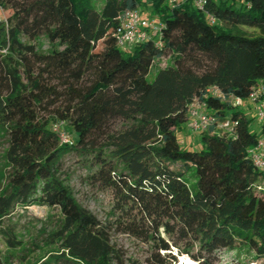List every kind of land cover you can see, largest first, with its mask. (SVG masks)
<instances>
[{
    "label": "trees",
    "instance_id": "trees-1",
    "mask_svg": "<svg viewBox=\"0 0 264 264\" xmlns=\"http://www.w3.org/2000/svg\"><path fill=\"white\" fill-rule=\"evenodd\" d=\"M141 8L163 23L161 36L123 51L114 36L119 16ZM0 9L11 12L0 19V133L8 138L0 225L17 208L58 209L50 235L58 247L40 264H125L108 228L66 183L69 153L89 181L112 192L120 231L148 248L150 264H219L240 244L264 264V170L249 155L264 125L252 132L254 119L233 102L250 104L257 87L264 100V0H209L215 24L191 3L172 9L167 0H104L101 10L89 0H0ZM167 54L174 65L149 82ZM196 103L216 123L198 133L201 149L185 150L177 132L190 127ZM55 121L74 128L72 145L50 128ZM225 121L236 124L232 131L220 127ZM2 233L10 249L22 246L15 232Z\"/></svg>",
    "mask_w": 264,
    "mask_h": 264
},
{
    "label": "rangeland",
    "instance_id": "rangeland-1",
    "mask_svg": "<svg viewBox=\"0 0 264 264\" xmlns=\"http://www.w3.org/2000/svg\"><path fill=\"white\" fill-rule=\"evenodd\" d=\"M97 10H101L104 6V0H89ZM146 8H141L143 11ZM143 13H146L143 11ZM11 15L10 11L0 9V19L7 20ZM148 17L159 18L152 14H147ZM242 30L248 36H256L259 31L248 27H243ZM41 52H49L51 46L45 38L37 41ZM122 50V49H121ZM123 51H125L123 49ZM104 46L100 44L94 55L98 58L104 54ZM174 65V56L167 54L155 61L147 75V80L153 82L159 72V69H165ZM240 110L243 111L249 119H254L251 123V131L258 134L261 129V124L256 119L255 105L244 103ZM50 128L55 131L60 130L63 134L71 138L77 139V133L69 123L51 122ZM178 140L181 147L185 150H199L202 148L200 135L192 131L189 125L183 127L182 131L177 132ZM8 138L6 134L0 133V187L5 184V175L8 170L5 169L4 153L8 146ZM64 172L66 183L72 189L77 201L94 216L99 222L110 231L111 241L115 248L124 254L125 264H150L148 262V248L141 242L123 234L116 222V217L112 213L113 195L110 190L103 189L99 185L94 184L88 179V171L83 166L81 158L75 153H69L63 158ZM175 170L185 171L183 165H174ZM186 178L189 183L194 186L197 182L195 171L191 170L187 173ZM258 185L261 187V194L264 195V181H260ZM61 216L58 209H48L46 207H29L26 210L17 208L14 213L4 220L3 226L0 225V256L7 261V264H40V262L56 251V245L51 243L50 236L53 231L58 228ZM13 231L22 241V246L13 250L10 249L3 237V231ZM219 264H260L258 260L246 244H240L236 249L224 251L219 256ZM183 258L179 259L182 263ZM184 260V259H183ZM186 264H193L189 260H184Z\"/></svg>",
    "mask_w": 264,
    "mask_h": 264
},
{
    "label": "built area",
    "instance_id": "built-area-1",
    "mask_svg": "<svg viewBox=\"0 0 264 264\" xmlns=\"http://www.w3.org/2000/svg\"><path fill=\"white\" fill-rule=\"evenodd\" d=\"M187 2L191 3L197 11L205 14L211 24L216 23V19L207 11L209 0H167L168 6L172 9ZM163 28V23L160 21L157 22L156 19L148 17V15L143 13L141 9L127 10L119 16V25L114 32V36L118 47L122 50L129 51L133 47L150 40L154 34L161 36ZM209 92L212 95L225 100L218 88H211L209 89ZM262 94L263 90L261 87L255 88L249 96L248 102L255 105L256 118L260 124L264 125V100L262 99ZM233 102L235 106L243 105V101L239 98L233 99ZM204 108L205 106L203 104L196 103L193 104L189 110L191 118L190 128L195 133L205 132L216 123L213 117L203 112ZM234 126H236V124L230 121H225L220 124L222 129L229 131H232ZM60 138L62 144L72 145L71 138L65 134L61 133ZM262 152H264V136L256 147L249 150V155L259 170H264Z\"/></svg>",
    "mask_w": 264,
    "mask_h": 264
},
{
    "label": "bare ground",
    "instance_id": "bare-ground-1",
    "mask_svg": "<svg viewBox=\"0 0 264 264\" xmlns=\"http://www.w3.org/2000/svg\"><path fill=\"white\" fill-rule=\"evenodd\" d=\"M181 261H182V263H181V264H186V263H185V261H184L183 259H182Z\"/></svg>",
    "mask_w": 264,
    "mask_h": 264
},
{
    "label": "crops",
    "instance_id": "crops-1",
    "mask_svg": "<svg viewBox=\"0 0 264 264\" xmlns=\"http://www.w3.org/2000/svg\"><path fill=\"white\" fill-rule=\"evenodd\" d=\"M261 154H262V156H263V159H264V152H262Z\"/></svg>",
    "mask_w": 264,
    "mask_h": 264
}]
</instances>
